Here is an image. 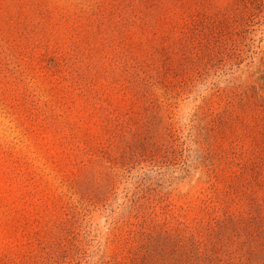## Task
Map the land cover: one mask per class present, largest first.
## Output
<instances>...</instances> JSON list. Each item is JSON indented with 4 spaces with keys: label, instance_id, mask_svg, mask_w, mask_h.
I'll return each instance as SVG.
<instances>
[{
    "label": "rangeland",
    "instance_id": "1",
    "mask_svg": "<svg viewBox=\"0 0 264 264\" xmlns=\"http://www.w3.org/2000/svg\"><path fill=\"white\" fill-rule=\"evenodd\" d=\"M0 264H264V0H0Z\"/></svg>",
    "mask_w": 264,
    "mask_h": 264
}]
</instances>
